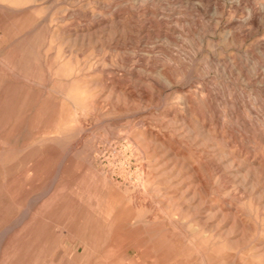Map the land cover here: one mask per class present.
<instances>
[{
	"label": "rangeland",
	"instance_id": "374dc122",
	"mask_svg": "<svg viewBox=\"0 0 264 264\" xmlns=\"http://www.w3.org/2000/svg\"><path fill=\"white\" fill-rule=\"evenodd\" d=\"M0 264H264V0H0Z\"/></svg>",
	"mask_w": 264,
	"mask_h": 264
}]
</instances>
